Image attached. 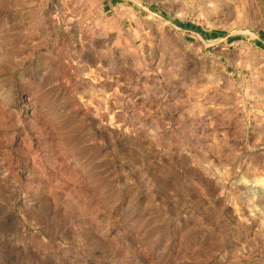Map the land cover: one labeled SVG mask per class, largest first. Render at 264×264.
I'll use <instances>...</instances> for the list:
<instances>
[{
	"label": "rangeland",
	"instance_id": "rangeland-1",
	"mask_svg": "<svg viewBox=\"0 0 264 264\" xmlns=\"http://www.w3.org/2000/svg\"><path fill=\"white\" fill-rule=\"evenodd\" d=\"M0 264H264V0H0Z\"/></svg>",
	"mask_w": 264,
	"mask_h": 264
}]
</instances>
